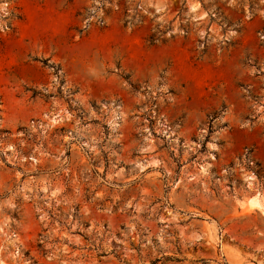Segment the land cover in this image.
<instances>
[{
	"label": "rangeland",
	"instance_id": "rangeland-1",
	"mask_svg": "<svg viewBox=\"0 0 264 264\" xmlns=\"http://www.w3.org/2000/svg\"><path fill=\"white\" fill-rule=\"evenodd\" d=\"M0 264H264V0H0Z\"/></svg>",
	"mask_w": 264,
	"mask_h": 264
}]
</instances>
